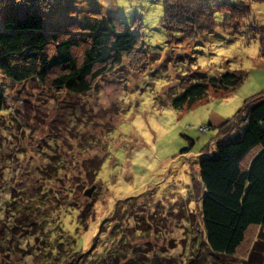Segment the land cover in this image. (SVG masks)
I'll use <instances>...</instances> for the list:
<instances>
[{
    "label": "rangeland",
    "instance_id": "rangeland-1",
    "mask_svg": "<svg viewBox=\"0 0 264 264\" xmlns=\"http://www.w3.org/2000/svg\"><path fill=\"white\" fill-rule=\"evenodd\" d=\"M162 7L163 0H116L114 6L103 0H50L43 11L44 26L52 31L67 29L72 21L88 25L109 14L129 23L139 17L151 57L147 71L131 70L124 63L100 76L92 90L83 95L45 90L35 80L13 83L0 75V89L11 104V111L2 110L4 117L0 124V264H40L34 255H16L30 248L20 251L24 233L37 236L41 228L21 224V215L11 216L10 201L25 197L30 204V197L38 187L47 188L45 193L49 196L51 191L73 188L72 198L79 208L87 207L91 200L94 202L89 209L96 210V221L112 213L121 200L133 198L137 204L133 215L153 214L159 226L163 220L158 217V210L164 208L161 215L168 217L174 235L170 236L172 240L159 244L167 248L166 256L172 259L169 264H183L184 259V264H214L213 257L206 260V251L202 250L198 258L194 255L195 246L191 251L184 241L183 229L177 231L176 225L180 218L188 219L187 204L197 214L189 184L200 149L213 133L211 126L231 117L245 98L264 89V59L258 56V35L246 30L247 27L235 33L216 26L213 33L203 38L187 39L179 35L169 38L160 23ZM224 15L214 13L216 22L220 23ZM253 21L264 24V3L251 5L245 23ZM239 68L246 69L248 75L228 96H209L181 112L171 107L170 95L175 89L179 91L203 74L213 76ZM62 154L69 160L66 172L60 169L56 174L54 167H60L57 160ZM87 156L90 172L95 165L91 163L101 158L98 176L92 175L93 182L87 170L80 178V173L72 169L83 164L79 161ZM73 171L79 178L72 175ZM85 189L89 191L86 195ZM53 206L45 211L56 214L58 207ZM168 209L178 212L170 214ZM57 215L62 217L69 235L80 236L79 250L94 245L99 225L94 228L90 225L89 229L79 226L76 209ZM12 219L14 225L7 223ZM49 219L50 226L57 223L56 218ZM254 232H250L253 238ZM4 234L8 242H4ZM14 243L21 246L15 247ZM12 247L16 254L10 250ZM216 263L243 264L226 257L216 258Z\"/></svg>",
    "mask_w": 264,
    "mask_h": 264
},
{
    "label": "trees",
    "instance_id": "trees-1",
    "mask_svg": "<svg viewBox=\"0 0 264 264\" xmlns=\"http://www.w3.org/2000/svg\"><path fill=\"white\" fill-rule=\"evenodd\" d=\"M49 1L0 0L2 78L13 83L35 80L45 90H65L83 95L92 90L100 76L124 63L131 70L149 69L151 57L139 17L129 23L118 15L109 14L88 25L72 21L67 29L52 31L44 26L43 11L48 8ZM103 1L116 5V0ZM253 3H264V0H163L160 23L169 38L179 35L187 39L203 38L213 33L216 26L235 33L247 27L246 30L258 35V56L264 59V24L256 21L245 23ZM217 12L225 13L220 23L214 18ZM247 75L248 71L242 68L213 76L203 74L198 80L190 81L179 91L175 89L171 93V107L181 112L209 96L219 94V97H226ZM4 108L11 109V104L0 89V124ZM210 129L213 133L200 149L197 167L189 184L197 214L187 204L188 219L180 218L177 231L183 229L184 241L191 251L195 246L193 252L197 258L203 250L208 254L206 260L213 257L214 264H217L216 258L221 257L240 260L243 264H264V89L245 98L231 117ZM99 159L91 163L95 164L91 166V172L86 166L90 161L88 156L79 161L83 164L72 169L80 173V178L86 170L89 176H98ZM68 161L65 154L58 157L60 167H54L56 174L61 172L60 169L66 172ZM74 171L72 175L78 177ZM92 177L90 182H93ZM66 190L51 191L49 196L45 193L47 188L38 187L30 197V204L25 197L20 201L10 198L13 205L11 216L21 215V224L41 228L37 236L26 233L20 236L25 239L20 251L30 246L27 252L16 254L12 247L13 253L25 257L34 255L40 264H169L172 261L170 256H166L165 245L159 244L167 242L166 239L172 240L170 236L174 235L172 227L168 226V217L161 215L164 208L158 210V217L163 220L159 226L153 214L150 217L133 215L137 205L133 198L125 202L121 200L111 210L112 213L96 221V210L89 209L94 202L91 200L87 207L79 208L72 198L73 188ZM88 192L85 189L83 194ZM35 197L39 201H35ZM54 204L58 207L56 214L45 211ZM69 209H76L79 226L82 224L89 229L90 225L93 228L99 225V234L92 247L79 250L78 233L71 236L64 228L62 217L57 214ZM172 211L168 209L170 214L178 212ZM114 214H119V217H113ZM49 217L51 221L56 218L57 223L50 226ZM12 220H7V223L14 225ZM250 232L255 233V238L250 236ZM6 238L8 236L4 234V242H8ZM185 262L184 259L182 263Z\"/></svg>",
    "mask_w": 264,
    "mask_h": 264
}]
</instances>
